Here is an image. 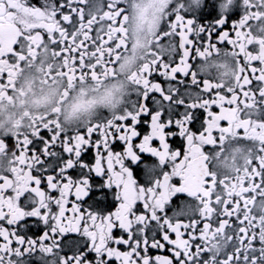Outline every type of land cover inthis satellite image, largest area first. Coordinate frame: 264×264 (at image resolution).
Wrapping results in <instances>:
<instances>
[{"label":"snow or ice","instance_id":"obj_1","mask_svg":"<svg viewBox=\"0 0 264 264\" xmlns=\"http://www.w3.org/2000/svg\"><path fill=\"white\" fill-rule=\"evenodd\" d=\"M5 125L0 264H264V0H0Z\"/></svg>","mask_w":264,"mask_h":264},{"label":"flooded vegetation","instance_id":"obj_2","mask_svg":"<svg viewBox=\"0 0 264 264\" xmlns=\"http://www.w3.org/2000/svg\"><path fill=\"white\" fill-rule=\"evenodd\" d=\"M169 2H171V0H169ZM149 40H151V37H149ZM138 62H139L138 60L134 61L131 64L129 70L134 69ZM238 67H239L238 65L233 64L232 56L222 51L219 56L205 57L203 64L200 67H198V72L205 77L216 79L222 82L223 84H229L231 83L232 79L236 75L238 71ZM12 110L15 111L16 113V117L18 121L17 127L24 123L25 113H28L29 115L39 114V113H33L29 111L28 107H26L25 104H22V103L18 104ZM6 126L7 125H5L4 127ZM232 135L233 136L237 135L236 129H233ZM156 143L158 142H154V144ZM247 155H248V152H239V153L234 154V158L230 159L229 161L228 171L231 172L235 168L243 167V165L245 164V156ZM143 158L150 159L148 154H144ZM94 191L97 193V196H99L100 194L99 190H94ZM173 199L176 202V205H179L180 200L186 199V197L181 196L179 200L177 198H173ZM72 200H74V196L69 197L70 204ZM76 238L77 237L75 233H68L63 239L64 240H74ZM153 253L154 254H166L164 250H161L160 252L153 250Z\"/></svg>","mask_w":264,"mask_h":264},{"label":"clouds","instance_id":"obj_3","mask_svg":"<svg viewBox=\"0 0 264 264\" xmlns=\"http://www.w3.org/2000/svg\"><path fill=\"white\" fill-rule=\"evenodd\" d=\"M21 84L23 85V80H21ZM26 87V85H24ZM131 84L128 81L124 82V87L120 93H116L114 99L111 104L97 105L96 108L91 110L88 113L79 114L74 116L71 120L65 118V109L61 110V120L65 124L66 127H73L77 123H83L87 120H91L95 117V115L99 111H107L109 113H117L124 106L126 101V96L128 91L131 89ZM33 90L36 92L37 97H40L39 103H31L28 105V110L33 113L42 114L44 111L51 110V107L54 102V97H48L44 94L40 93V85L34 84ZM47 92V89H46ZM13 129L10 126L0 127V135H11Z\"/></svg>","mask_w":264,"mask_h":264}]
</instances>
